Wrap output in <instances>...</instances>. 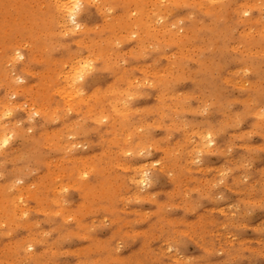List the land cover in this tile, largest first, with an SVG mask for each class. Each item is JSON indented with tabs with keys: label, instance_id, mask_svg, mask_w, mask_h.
<instances>
[{
	"label": "rangeland",
	"instance_id": "obj_1",
	"mask_svg": "<svg viewBox=\"0 0 264 264\" xmlns=\"http://www.w3.org/2000/svg\"><path fill=\"white\" fill-rule=\"evenodd\" d=\"M130 1L82 0L86 7L77 19L83 27L76 29L61 13L48 7L55 0H0V102L5 100L0 103V114L8 107L13 111V116L8 118L11 123L0 121V140L5 134L13 138L6 147L0 148V173H3L2 178L0 174V264H159L160 260H170L171 264H201L202 260L210 264H264V118L261 117L264 111V36H261L264 35V0H137L138 5L135 0L131 1L133 4ZM90 3L101 7L97 11L88 7ZM246 10L248 16L243 15ZM136 30L138 33H133ZM65 31L69 33L66 36L62 35ZM17 50L25 55L23 62L13 56ZM80 51L84 59L91 58L101 67L83 83L72 86L64 67L79 60ZM38 111L39 115H35ZM6 123L9 124L5 126ZM204 132L215 138L212 145L205 144ZM137 149L144 150L146 156H138ZM126 151H132L133 157L129 158ZM157 159L160 163L153 167L151 162ZM130 161L149 164L145 169L149 170L147 187L142 189L139 181L143 173L135 170L136 164L126 167ZM90 164H96L95 168ZM58 167L63 170L60 172ZM72 214L76 218H71ZM167 237L180 241L171 253L160 251L166 247Z\"/></svg>",
	"mask_w": 264,
	"mask_h": 264
},
{
	"label": "bare ground",
	"instance_id": "obj_2",
	"mask_svg": "<svg viewBox=\"0 0 264 264\" xmlns=\"http://www.w3.org/2000/svg\"><path fill=\"white\" fill-rule=\"evenodd\" d=\"M83 1H84V0H83ZM89 1H91V0H89ZM131 1H132V0H131ZM131 1H130V2H131ZM135 1H136V5H138V4H139V1H137V0H135ZM151 1H152V0H151ZM212 1H213V0H212ZM33 2H34V1H33ZM51 2H52V1H51ZM56 2H57V0H55V3H56ZM96 2H97V1H96ZM98 2H99V0H98ZM109 2H110V1H109ZM148 2H149V1H148ZM43 3H44V2H43ZM47 3H48V2H47ZM49 3H50V2H49ZM53 3H54V2H53ZM82 3H83V2H82ZM107 3H108V2H107ZM131 3L133 4V2H131ZM131 3H130V5H131ZM137 3H138V4H137ZM141 3H142V1H141ZM149 3H150V2H149ZM149 3H148V4H149ZM157 3H158V2H157ZM160 3H161V2H160ZM209 3H210V2H209ZM237 3H238V2H237ZM51 4H52V3H51ZM90 4H91V3H90ZM142 4H143V3H142ZM142 4H141V5H142ZM163 4H164V3H163ZM43 5H44V4H43ZM130 5H129V6H130ZM223 5H224V4H223ZM225 5H226V4H225ZM120 6H121V5H120ZM145 6H146V5H145ZM48 7H49V6H48ZM109 7H110V6H109ZM131 7H132V6H131ZM133 7H136V6L134 5ZM147 7H148V6H147ZM188 7H189V6H188ZM102 8H103V7H102ZM105 8H106V6H105ZM116 8H117V7H116ZM127 8H128V7H127ZM140 8H141V6H140ZM142 8H143V7H142ZM171 8H172V5H171ZM183 8H184V7H183ZM106 9H107V8H106ZM130 9H131V8H130ZM133 9H134V8H133ZM149 9H150V8H149ZM176 9H177V8H176ZM176 9H175V10H176ZM22 10H23V9H22ZM38 10H39V8H38ZM53 10H54V9H53ZM103 10H104V9H103ZM112 10H113V8H112ZM112 10H111V11H112ZM125 10H126V9H125ZM207 10H208V9H207ZM207 10H206V11H207ZM15 11H16V10H15ZM97 11H98V10H97ZM101 11H102V10H101ZM171 11H172V10H171ZM246 11H247V10H246ZM46 12H48V11H46ZM86 12H87V10H86ZM112 12H113V11H112ZM117 12H118V11H117ZM124 12H125V11H124ZM126 12H127V11H126ZM131 12H132V11H131ZM131 12H130V13H131ZM133 12H134V11H133ZM257 12H258V11H257ZM98 13H99V12H98ZM134 13H135V12H134ZM187 13H188V12H187ZM201 13H202V12H201ZM14 14H15V13H14ZM34 14H35V13H34ZM118 14H120V13H118ZM122 14H123V13H122ZM132 14H133V13H132ZM132 14H131V15H132ZM137 14H138V13H137ZM137 14H134V15H137ZM176 14H177V13H176ZM180 14H181V13H180ZM134 15H133V16H134ZM150 15H151V13H150ZM150 15H149V16H150ZM153 15H155V14H153ZM181 15H182V14H181ZM194 15L196 16V14H194ZM58 16H59V15H58ZM88 16H89V15H88ZM110 16H111V15H110ZM137 16H138V15H137ZM137 16H136V17H137ZM139 16H140V15H139ZM195 16H194V17H195ZM205 16H206V15H205ZM31 17H32V16H31ZM101 17H102V16H101ZM171 17H172V16H171ZM178 17H179V16H178ZM196 17H197V16H196ZM209 17H210V16H209ZM26 18H27V17H26ZM44 18H45V17H44ZM61 18H62V17H61ZM117 18H118V17H117ZM121 18H122V17H121ZM131 18H133V17H131ZM143 18H145V16H144ZM147 18H148V17L146 16V19H147ZM212 18H213V17H212ZM45 19H46V18H45ZM122 19H123V18H122ZM135 19H136V18H135ZM138 19H139V17H138ZM146 19H145V20H146ZM173 19H174V18H173ZM173 19H172V20H173ZM61 20H62V19H61ZM199 20H200V19H199ZM21 21H22V20H21ZM25 21H26V20H25ZM29 21H30V20H29ZM29 21H26V22H29ZM34 21H35V20H34ZM64 21H65V20H64ZM121 21H122V20H121ZM131 21H132V20H131ZM133 21H134V20H133ZM159 21H160V20H159ZM185 21H186V20H185ZM0 22H1V21H0ZM15 22H18V21H15ZM32 22H33V21H32ZM47 22H48V21H47ZM108 22H109V20H108ZM151 22H152V21H151ZM151 22H150V23H151ZM157 22H158V21H157ZM180 22H181V21H180ZM23 23H24V22H23ZM103 23H105V22H103ZM106 23H107V22H106ZM131 23H132V22H131ZM136 23H138V22H136ZM148 23H149V22H148ZM154 23H155V22H154ZM178 23H179V22H178ZM183 23H184V22H183ZM207 23H208V22H207ZM222 23H223V22H222ZM8 24H9V23H8ZM21 24H22V23H21ZM62 24H63V23H62ZM125 24H126V23H125ZM143 24H144V23H143ZM152 24H153V22H152ZM155 24H156V23H155ZM155 24H154V25H155ZM191 24H192V23H191ZM224 24H225V23H224ZM224 24H223V25H224ZM66 25H68L67 22H66ZM81 25H83V24H81ZM104 25H105V24H104ZM104 25H103V26H104ZM139 25H140V23H139ZM218 25H219V24H218ZM23 26H24V24H23ZM97 26H98V25H97ZM123 26H124V25H123ZM131 26H132V25H131ZM135 26H136V24H135ZM141 26H142V23H141ZM172 26H173V25H172ZM172 26H171V27H172ZM6 27H7V26H6ZM14 27H15V26H14ZM14 27H13V28H14ZM16 27H17V26H16ZM27 27H28V26H27ZM65 27H68V26H65ZM82 27H83V26H81V28H82ZM88 27H89V26H88ZM124 27H125V26H124ZM147 27H148V26H147ZM217 27H218V26H217ZM11 28H12V27H11ZM33 28H34V27H33ZM50 28H51V26H50ZM61 28H63V27H61ZM61 28H60V29H61ZM93 28H95V25H94ZM116 28H117V27H116ZM133 28H134V27H133ZM149 28H150V27H149ZM151 28H152V26H151ZM151 28H150V29H151ZM168 28H169V27H168ZM263 28H264V27H263ZM0 29H1V28H0ZM104 29H105V28H104ZM240 29H241V28H240ZM66 30H67V29H66ZM70 30H71V29H70ZM88 30H89V29H88ZM92 30H93V29H92ZM105 30H106V29H105ZM156 30H157V29H156ZM31 31H32V30H31ZM37 31H38V30H37ZM41 31H42V30H41ZM48 31H49V30H48ZM54 31H55V28H54ZM57 31H58V29H57ZM80 31H81V30H80ZM101 31H102V30H101ZM113 31H115V30H113ZM116 31H117V30H116ZM152 31H153V30H152ZM167 31H168V30H167ZM22 32H23V31H22ZM67 32H68V31H67ZM69 32H70V31H69ZM81 32L83 33V31H81ZM111 32H112V31H111ZM123 32H124V31H123ZM155 32H157V31H155ZM161 32H162V31H161ZM201 32H202V31H201ZM251 32H253V31H251ZM19 33H20V32H19ZM32 33H33V32H32ZM44 33H45V32H44ZM44 33H43V34H44ZM48 33H51V32H48ZM64 33H66V31L63 32L62 35H63ZM70 33H71V32H70ZM72 33H73V32H72ZM76 33H77V32H76ZM79 33H80V32H79ZM98 33H99V32H98ZM133 33H138V32H137V30H136V32H133ZM150 33H152V32H150ZM205 33H206V32H205ZM214 33H215V31H214ZM261 33H263V32H261ZM3 34H4V33H3ZM45 34H46V33H45ZM45 34H44V35H45ZM126 34H127V33H126ZM158 34H160V33H158ZM252 34H253V33H252ZM0 35H2V34L0 33ZM9 35H10V34H9ZM35 35H36V34H35ZM44 35H43V36H44ZM54 35H55V34H54ZM57 35H58V34H57ZM87 35H88V31H87ZM121 35H122V34H121ZM123 35H124V34H123ZM128 35H129V34H128ZM128 35H127V36H128ZM130 35H131V33H130ZM36 36H37V35H36ZM65 36H66V35H65ZM65 36H64V37H65ZM140 36H141V35H140ZM150 36H152V35H150ZM212 36H213V35H212ZM220 36H221V35H220ZM261 36H264V35L262 34ZM21 37H22V36H21ZM30 37H31V36H30ZM55 37H56V35H55ZM95 37H96V36H95ZM95 37H94V38H95ZM104 37H105V36H104ZM123 37H124V36H123ZM134 37H135V36H134ZM152 37H153V36H152ZM216 37H217V36H216ZM7 38H8V37H7ZM98 38H99V36H98ZM132 38H133V36H132ZM150 38H151V37H150ZM167 38H168V37H167ZM47 39H48V38H47ZM83 39H84V38H83ZM89 39H90V38H89ZM141 39H142V38H141ZM147 39H148V38H147ZM210 39H211V38H210ZM38 40H39V39H38ZM51 40H53V39H51ZM80 40H81V39H80ZM80 40H79V41H80ZM198 40H199V39H198ZM198 40H197V41H198ZM218 40H219V39H218ZM85 41H86V40H85ZM150 41H151V40H150ZM199 41H200V40H199ZM228 41H229V40H228ZM91 42H92V41H91ZM229 42H230V41H229ZM231 42H232V41H231ZM38 43H39V42H38ZM42 43H43V42H42ZM57 43H59V41H58ZM97 43H98V42H97ZM177 43H178V42H177ZM15 44H16V43H15ZM54 44H55V43H54ZM76 44H77V41H76ZM85 44H87V43H85ZM127 44H128V43H127ZM146 44H147V43H146ZM0 45H1V44H0ZM22 45H23V44H22ZM24 45H25V44H24ZM24 45H23V46H24ZM66 45H68V44H66ZM82 45H84V44H82ZM134 45H135V44H134ZM149 45H150V44H149ZM212 45H213V43H212ZM57 46H58V45H57ZM80 46H81V45H80ZM125 46H127V45H125ZM125 46H124V47H125ZM161 46H162V45H161ZM18 47H19V46H18ZM29 47H30V46H29ZM33 47H36V46H33ZM46 47H47V46H46ZM82 47H83V46H82ZM131 47H132V46H131ZM13 48H15V47L13 46ZM20 48H21V47H20ZM47 48H48V47H47ZM215 48H216V47H215ZM220 48H221V47H220ZM229 48H230V47H229ZM15 49H16V48H15ZM32 49H33V48H32ZM146 49H147V48H146ZM8 50H10V49H8ZM52 50H55V49H52ZM128 50H129V49H128ZM170 50H171V48H170ZM226 50H227V48H226ZM228 50H229V49H228ZM2 51H3V50H2ZM17 51H18V50H17ZM172 51H173V50H172ZM220 51H221V50H220ZM47 52H49V51H47ZM51 52H52V51H51ZM78 52H79V51H78ZM126 52H127V51H126ZM169 52H170V51H169ZM169 52H168V53H169ZM209 52H210V51H209ZM235 52L238 53V51H235ZM253 52H254V51H253ZM7 53H8V52H7ZM80 53H81V51H80ZM153 53H154V52H153ZM153 53H152V54H153ZM166 53H167V51H166ZM8 54H9V53H8ZM45 54H46V52H45ZM206 54H207V53H206ZM206 54H205V55H206ZM259 54H260V53H259ZM71 55H72V54H71ZM116 55H117V54H116ZM205 55H204V56H205ZM13 56L15 57L16 55H13ZM130 56H131V55H130ZM130 56H129V57H130ZM149 56H150V55H149ZM132 57H133V56H132ZM214 57H215V56H214ZM30 58H32V56H31ZM54 58H55V57H54ZM160 58H162V57H160ZM160 58H159V59H160ZM163 58H164V57H163ZM40 59H41V58H40ZM48 59H49V58H48ZM59 59H60V58H59ZM106 59H107V58H106ZM159 59H158V60H159ZM247 59H248V58H247ZM37 60H39V59H37ZM55 60H56V59H55ZM68 60H69V59H68ZM73 60H74V59H73ZM127 60H128V58H127ZM142 60H143V59H142ZM169 60H170V59H169ZM231 60H232V59H231ZM245 60H246V59H245ZM258 60H259V59H258ZM1 61H2V60H1ZM7 61H8V60H7ZM12 61H13V60H12ZM48 61H49V60H48ZM74 61H75V60H74ZM161 61H162V60H161ZM206 61H207V60H206ZM218 61H219V60H218ZM218 61H216V62H218ZM238 61H239V60H238ZM242 61H243V60H242ZM246 61H247V60H246ZM252 61H253V60H252ZM9 62H10V61H9ZM22 62H23V60H22ZM35 62H36V61H35ZM38 62H39V61H38ZM59 62H60V61H59ZM99 62H100V61H99ZM101 62H102V61H101ZM116 62H117V61H116ZM129 62H130V61H129ZM129 62H127V63H129ZM240 62H241V61H240ZM243 62H244V61H243ZM258 62H259V61H258ZM258 62H256V63L258 64ZM41 63H42V62H41ZM96 63H97V62H96ZM127 63H126V64H127ZM130 63H131V62H130ZM149 63H150V62H149ZM189 63H190V62H189ZM252 63H253V62H252ZM29 64H30V63H29ZM29 64H27V65H29ZM126 64H125V65H126ZM142 64H143V63H142ZM144 64H146V63H144ZM147 64H148V63H147ZM157 64H158V63H157ZM221 64H222V63H221ZM15 65H16V64H15ZM61 65H62V64H61ZM138 65H139V64H138ZM219 65H220V64H219ZM225 65H226V64H225ZM228 65H229V64H228ZM230 65H231V63H230ZM250 65H252V64H250ZM258 65H259V64H258ZM258 65H257V66H258ZM8 66H9V65H8ZM11 66H12V65H11ZM226 66H227V65H226ZM1 67H2V66H1ZM9 67H10V66H9ZM12 67H14V64H13ZM26 67H27V66H26ZM55 67H56V66H55ZM55 67H54V68H55ZM61 67H62V66H61ZM61 67H57V68H61ZM129 67H130V66H129ZM146 67H147V66H146ZM218 67H219V66H218ZM238 67H239V66H238ZM253 67H254V66H253ZM4 68H5V67H4ZM4 68H3V69H4ZM24 68H25V66H24ZM64 68H65V67H64ZM125 68H126V67H125ZM148 68H149V67H148ZM194 68H195V67H194ZM194 68H193V69H194ZM255 68H256V67H255ZM262 68H263V67H262ZM262 68H261V69H262ZM5 69L7 70V68H5ZM132 69H133V68H132ZM1 70H2V69H1ZM165 70H166V69H165ZM194 70H195V69H194ZM227 70H228V69H227ZM22 71H23V70H22ZM42 71H43V70H42ZM45 71H46V70H45ZM105 71H106V70H105ZM2 72H3V71H2ZM25 72H26V71H25ZM27 72L30 73V71H27ZM31 72H32V71H31ZM33 72H34V71H33ZM33 72H32V74H33ZM98 72H99V71H98ZM132 72H133V71H132ZM136 72H137V71H136ZM157 72H158V71H157ZM232 72H233V71H232ZM240 72H242V71H240ZM0 73H1V72H0ZM14 73H15V71H14ZM137 73H138V72H137ZM147 73H150V72H147ZM200 73H201V72H200ZM200 73H199V74H200ZM203 73H204V72H203ZM237 73H239V72H237ZM242 73H244V72H242ZM245 73H247V72H245ZM253 73H254V72H253ZM253 73H252V74H253ZM258 73H259V72H258ZM258 73H257V74H258ZM262 73H263V72H262ZM30 74H31V73H30ZM39 74H40V73H39ZM114 74H115V73H114ZM131 74H132V73H131ZM156 74H157V73H156ZM232 74H233V73H232ZM62 75H63V74H62ZM115 75H116V74H115ZM133 75H134V72H133ZM150 75H151V74H150ZM150 75H146V76H150ZM160 75H162V74H160ZM195 75H196V74H195ZM219 75H220V74H219ZM223 75H225V74H223ZM0 76H1V75H0ZM34 76H35V75H34ZM44 76H45V75H44ZM60 76H61V75H60ZM89 76H90V75H89ZM152 76H153V75H152ZM242 76H243V75H242ZM13 77H14V76H13ZM18 77H19V76H18ZM35 77H36V76H35ZM110 77H111V76H110ZM139 77H140V76H139ZM156 77H157V76H156ZM248 77H249V76H248ZM6 78H7V76H6ZM6 78H5V80H6ZM16 78H17V77H16ZM40 78H41V77H40ZM43 78H44V77H43ZM47 78H48V77H47ZM59 78H60V77H59ZM66 78H67V77H66ZM147 78H148V77H147ZM161 78H162V77H161ZM171 78H172V77H171ZM171 78H170V79H171ZM214 78H215V77H214ZM246 78H247V76H246ZM18 79L20 80V78H18ZM50 79H51V78H50ZM53 79H54V78H53ZM62 79H63V77H62ZM8 80H9V79H8ZM42 80H43V79H42ZM67 80H68V79H67ZM112 80H113V79H112ZM138 80H139V79H138ZM54 81H55V80H54ZM63 81H64V80H63ZM133 81H134V80H133ZM135 81L137 82V79H135ZM189 81H190V80H189ZM212 81H213V79H212ZM221 81H222V80H221ZM259 81H260V80H259ZM24 82H25V81H24ZM110 82H112V81H110ZM224 82H225V81H224ZM239 82H240V81H239ZM239 82H238V83H239ZM7 83H8V82H7ZM38 83H39V82H38ZM46 83H47V82H46ZM50 83H51V82H50ZM54 83H55V82H54ZM203 83H204V82H203ZM235 83H236V82H235ZM238 83H237V84H238ZM246 83H247V82H246ZM28 84H29V83H28ZM31 84H33V83H31ZM41 84H42V83H41ZM47 84H48V83H47ZM68 84H69V83H68ZM178 84H179V83H178ZM210 84H211V83H210ZM214 84H215V83H214ZM220 84H221V83H220ZM34 85H35V83H34ZM56 85H57V83H56ZM181 85H182V84H181ZM229 85H230V84H229ZM235 85H236V84H235ZM15 86H16V85H15ZM15 86H13V87H15ZM17 86H18V85H17ZM40 86H41V85H40ZM52 86H54V85H52ZM52 86H50V87H52ZM57 86H58V85H57ZM66 86H67V84H66ZM81 86H82V84H81ZM142 86H144V84H142ZM179 86H180V85H179ZM213 86H214V85H213ZM222 86H223V85H222ZM222 86H221V87H222ZM230 86H231V85H230ZM13 87H12V88H13ZM22 87H23V84H22ZM54 87H55V86H54ZM71 87H72V86H71ZM98 87H99V86H98ZM100 87H101V86H100ZM138 87H139V86H138ZM161 87H162V86H161ZM207 87H208V86H207ZM219 87H220V86H219ZM226 87H227V86H226ZM1 88H2V87H1ZM3 88H5V87H3ZM23 88H24V87H23ZM45 88H46V87H45ZM48 88H49V87H48ZM104 88H105V87H104ZM126 88H127V87H126ZM224 88H225V87H224ZM244 88H245V87H244ZM10 89H11V88H10ZM15 89H16V88H15ZM142 89H143V88H142ZM146 89H147V88H146ZM146 89H145V90H146ZM196 89H197V88H196ZM200 89H201V88H200ZM6 90H7V89H6ZM57 90H59V89H57ZM57 90H56V91H57ZM156 90H157V89H156ZM224 90H225V89H224ZM229 90H230V89H229ZM231 90H233V89H231ZM236 90H237V89H236ZM245 90H247V89L245 88ZM13 91H15V90H13ZM84 91H85V90H84ZM84 91H83V92H84ZM126 91H128V89H126ZM220 91H221V90H220ZM220 91H219V92H220ZM237 91H238V90H237ZM242 91H243V90H242ZM242 91H240V92H242ZM16 92H17V90L15 91V93H16ZM26 92H27V91H26ZM33 92H34V91H33ZM52 92H53V91H52ZM57 92H60V91H57ZM66 92H67V91H66ZM193 92H194V91H193ZM193 92H192V93H193ZM211 92H212V91H211ZM9 93H10V92H9ZM12 93H13V92H12ZM20 93H21V92H20ZM37 93H38V92H37ZM44 93H45V92H44ZM62 93H63V92H62ZM67 93H68V92H67ZM80 93H81V92H80ZM111 93H112V92H111ZM194 93H195V92H194ZM197 93H199V92H197ZM213 93H214V92H213ZM236 93H237V92H236ZM257 93H258V92H257ZM18 94H19V93H18ZM24 94H25V93H24ZM28 94H30V93H28ZM74 94H75V93H74ZM74 94H73V95H74ZM81 94H82V93H81ZM155 94H156V93H155ZM216 94H218V93H216ZM220 94H221V93H220ZM262 94H263V93H262ZM5 95H6V94H5ZM26 95H27V94H26ZM26 95H25V96H26ZM37 95H38V94H37ZM49 95H51V94H49ZM49 95H48V96H49ZM76 95H77V93L75 94L74 97H76ZM83 95H84V94H83ZM148 95H150V94H148ZM177 95H178V94H177ZM237 95H238V94H237ZM259 95H260V94H259ZM9 96H10V95H9ZM34 96H36V95H34ZM41 96H42V95H41ZM45 96H46V94H45ZM45 96H44V97H45ZM53 96H54V95H53ZM79 96H81V95H79ZM145 96H146V94H145ZM178 96H179V95H178ZM219 96H220V95H219ZM241 96H242V95H241ZM243 96H244V95H243ZM256 96H257V95H256ZM0 97H1V96H0ZM37 97H38V96H37ZM173 97H175V96H173ZM245 97H246V96H245ZM245 97H244V98H245ZM1 98H2V97H1ZM5 98H6V97H5ZM10 98H12V97L10 96L9 99H10ZM14 98H15V97H14ZM65 98H66V97H65ZM103 98H105V96H104ZM184 98H186V97H184ZM184 98H183V100H184ZM217 98H218V97H217ZM9 99H7V100H9ZM27 99H29V98L27 97ZM32 99H33V98H32ZM40 99H41V98H40ZM85 99H87V98H85ZM176 99H177V98H176ZM219 99H220V98H219ZM219 99H218V100H219ZM228 99H229V98H228ZM3 100H4V99H3ZM3 100H2V101H3ZM10 100H11V99H10ZM23 100H24V99H23ZM33 100H34V99H33ZM45 100H46V99H45ZM48 100H50V99H48ZM64 100H66V99H64ZM70 100H71V99H70ZM133 100H135V99H133ZM179 100H180V99H179ZM215 100H216V98H215ZM226 100H227V99H226ZM226 100H225V101H226ZM2 101H1V102H2ZM4 101H5V100H4ZM4 101H3V102H4ZM62 101H63V100H62ZM137 101H138V100H137ZM137 101H136V102H137ZM155 101H156V100H155ZM227 101H228V100H227ZM1 102H0V103H1ZM10 102H11V101H10ZM25 102H26V101H25ZM50 102H51V100H50ZM102 102H104V101H102ZM168 102H169V101H167V103H168ZM229 102H230V101H229ZM5 103H6V102H5ZM5 103H3V104H5ZM12 103H14V102H12ZM27 103H28V102H27ZM31 103H32V102H31ZM42 103H43V102H42ZM45 103H46V102H45ZM131 103H132V102H131ZM137 103H138V102H137ZM170 103H171V102H170ZM188 104H189V103H188ZM197 104H198V103H197ZM256 104H257V103H256ZM0 105H1V104H0ZM24 105H25V104H24ZM26 105H28V104H26ZM43 105H44V103H43ZM120 105H121V104H120ZM190 105H191V104H190ZM216 105H217V104H216ZM225 105H226V102H225ZM8 106H9V105H8ZM17 106H18V105H17ZM30 106H31V105H30ZM48 106H49V105H48ZM81 106H82V105H81ZM85 106H86V105H85ZM100 106H101V105H100ZM151 106H152V105H151ZM153 106H154V105H153ZM230 106L232 107L233 105H230ZM234 106H235V105H234ZM234 106H233V107H234ZM12 107H13V106H12ZM20 107H21V106H20ZM25 107H26V106H25ZM42 107H43V106H42ZM52 107H53V106H52ZM56 107H57V106H56ZM62 107H63V106H62ZM67 107H68V105H66V108H67ZM95 107H96V106H95ZM110 107H111V106H110ZM118 107H119V106H118ZM140 107H141V106H140ZM142 107H143V106H142ZM145 107H146V106H145ZM192 107H194V106H192ZM196 107H197V106H196ZM214 107H215V106H214ZM217 107H219V106H217ZM2 108H3V107H2ZM8 108H9V107H8ZM8 108H7V109H8ZM14 108H15V107H14ZM26 108H27V107H26ZM34 108H41V107H34ZM44 108H46V107H44ZM44 108H43V109H44ZM49 108H50V106H49ZM80 108H81V107H80ZM91 108H92V107H91ZM134 108H135V107H134ZM223 108H224V106H223ZM244 108H245V107H244ZM247 108H248V107H247ZM47 109H48V108H47ZM75 109H76V108H75ZM93 109H94V108H92V110H93ZM99 109H100V108H99ZM151 109H152V108H151ZM199 109H200V108H199ZM220 109H222V108H220ZM257 109H259V108H257ZM262 109H263V108H262ZM63 110H64V109H63ZM73 110H74V109H73ZM84 110H85V109H84ZM102 110H103V109H102ZM139 110H140V109H139ZM155 110H156V109H155ZM165 110H166V109H165ZM255 110H256V109H255ZM255 110H254V111H255ZM3 111H4V110H3ZM42 111H44V110H42ZM52 111H53V110H52ZM86 111H87V110H86ZM88 111H89V110H88ZM106 111H107V110H106ZM166 111H167V110H166ZM191 111H192V110H191ZM202 111H204V110H202ZM25 112H26V111H25ZM30 112H31V111H30ZM39 112H40V111H38V113H39ZM66 112H67V110H66ZM76 112H77V110H76ZM164 112H165V111H164ZM211 112H212V111H211ZM221 112H222V110H221ZM43 113H44V112H43ZM87 113H88V112H87ZM167 113H168V112H167ZM257 113H258V111H257ZM28 114H29V112H28ZM28 114H27V116H28ZM94 114H95V113H94ZM94 114H93V117H94ZM106 114H107V113H106ZM134 114H135V113H134ZM136 114H137V113H136ZM169 114H170V113H169ZM187 114H188V113H187ZM200 114H201V113H200ZM241 114H242V113H241ZM33 115H34V112H33ZM33 115H32V116H33ZM45 115H46V114H45ZM70 115H71V114H70ZM76 115H77V114H76ZM83 115H84V114H83ZM98 115H99V114H98ZM132 115H133V114H132ZM147 115H148V114H147ZM150 115H151V114H150ZM155 115H157V114H155ZM172 115H173V114H172ZM176 115H177V114H176ZM183 115H184V114H183ZM197 115H198V114H197ZM89 116H91V115H89ZM115 116H116V115H115ZM141 116H142V115H141ZM168 116H169V115H168ZM209 116H210V114H209ZM250 116H251V115H250ZM252 116H253V114H252ZM34 117H35V116H33V119H34ZM60 117H61V116H60ZM65 117L67 118V116H65ZM96 117H97V116H96ZM137 117H138V116H137ZM154 117H155V116H154ZM177 117H178V116H177ZM53 118H54V117H53ZM77 118H78V117H77ZM81 118H82V117H81ZM119 118H120V117H119ZM167 118H168V117H167ZM169 118H170V117H169ZM42 119H43V118H42ZM48 119H49V118H48ZM54 119H55V118H54ZM85 119H86V118H85ZM121 119H122V118H121ZM162 119H163V118H162ZM184 119H185V118H184ZM230 119H232V118H230ZM235 119H236V118H235ZM235 119H234V120H235ZM31 120H32V119H31ZM87 120H88V119H87ZM144 120H145V118H144ZM151 120H152V119H151ZM48 121H49V120H47V122H48ZM73 121H75V120L73 119ZM83 121H84V120H83ZM85 121H86V120H85ZM85 121H84V122H85ZM89 121H90V120H89ZM102 121H105V120H102ZM109 121H110V120H109ZM122 121H123V120H122ZM134 121H135V120H134ZM186 121H187V120H186ZM219 121H220V120H219ZM221 121H222V120H221ZM2 122H4V121H2ZM7 122H8V121H7ZM18 122H19V121H18ZM29 122H30V120H29ZM55 122H56V121H55ZM55 122H54V123H55ZM70 122H71V121H70ZM79 122H80V121H79ZM123 122H125V121H123ZM139 122H140V121H139ZM147 122H148V121H147ZM203 122H204V121H203ZM207 122H208V121H207ZM238 122H239V121H238ZM14 123H15V122H14ZM62 123H63V122H62ZM121 123H122V122H121ZM136 123H137V122H136ZM136 123H135V124H136ZM164 123H166V122H164ZM200 123H201V122H200ZM229 123H230V122H229ZM3 124H4V123H3ZM7 124H9V123H6L5 126H6ZM18 124H19V123H18ZM30 124H31V123H30ZM66 124H67V123H66ZM80 124H81V123H80ZM106 124H107V123H106ZM151 124H152V123H151ZM190 124H191V123H190ZM190 124H189V125H190ZM192 124H193V123H192ZM214 124H215V123H214ZM226 124H227V122H226ZM230 124H231V123H230ZM237 124H238V123H237ZM78 125H79V124H78ZM84 125H86V124H84ZM130 125H131V124H130ZM201 125H202V124H201ZM201 125H200V126H201ZM232 125H233V124H232ZM245 125H246V124H245ZM17 126H18V125H17ZM195 126H196V125H195ZM195 126H194V127H195ZM210 126H211V125H210ZM210 126H209V127H210ZM233 126H234V125H233ZM1 127H2V126H1ZM1 127H0V128H1ZM7 127H8V126H7ZM13 127H15V126H13ZM110 127H111V126H110ZM127 127H128V126H127ZM190 127H191V126H190ZM209 127H208V128H209ZM227 127H228V126H227ZM15 128H16V127H15ZM17 128H19V127H17ZM29 128H30V127H29ZM77 128H78V126H77ZM96 128H97V127H96ZM98 128H99V127H98ZM203 128H204V127H203ZM208 128H207V129H208ZM216 128H217V127H216ZM234 128H235V127H234ZM236 128H237V126H236ZM238 128H239V127H238ZM27 129H28V128H27ZM64 129H65V128H64ZM118 129H119V128H118ZM153 129H154V127H153ZM189 129H190V128H189ZM224 129H225V128H224ZM32 130H33V128H32ZM58 130H59V129H58ZM81 130H83V129H81ZM158 130H159V129H158ZM166 130H167V129H166ZM238 130H239V129H238ZM240 130H241V129H240ZM246 130H247V129H246ZM2 131H3V130H2ZM4 131H6V130H4ZM77 131H78V130H77ZM107 131H109V130H107ZM110 131H111V130H110ZM151 131H152V130H151ZM151 131H150V132H151ZM168 131H169V130H168ZM0 132H1V131H0ZM24 132H25V131H24ZM31 132H32V131H31ZM45 132H47V131H45ZM49 132H50V131H49ZM55 132H56V131H55ZM61 132H62V131H61ZM73 132H74V131H73ZM96 132H97V131H96ZM147 132H148V130H147ZM176 132H177V131H176ZM223 132H224V131H223ZM249 132H250V131H249ZM254 132H255V131H254ZM260 132H261V131H260ZM260 132H259V133H260ZM25 133H26V132H25ZM29 133H30V131H29ZM50 133H51V132H50ZM148 133H149V132H148ZM167 133H168V132H167ZM213 133H214V132H213ZM39 134H40V132H39ZM53 134H54V133H53ZM55 134H56V133H55ZM88 134H89V133H88ZM99 134H100V133H99ZM106 134H107V133H106ZM108 134H109V133H108ZM108 134H107V135H108ZM187 134H188V133H187ZM200 134H201V133H200ZM202 134H203L202 139H204L205 144H207V145H212V144L214 143V141H215L214 139H215V138L213 139L212 134H211V137H212L211 143H209L208 140H207V137H208V135H209V132H204V133H202ZM251 134H252V132H251ZM1 135H2V134H1ZM42 135H43V133H42ZM45 135H46V134H45ZM60 135H61V134H60ZM62 135H63V133H62ZM182 135H184V134H182ZM182 135H181V136H182ZM195 135L197 136V134H195ZM249 135H250V133H249ZM252 135H253V134H252ZM3 136H4V135H3ZM13 136H14V135H13ZM15 136H16V135H15ZM82 136H83V135H82ZM111 136H112V135H111ZM123 136H124V135H123ZM135 136H136V135H135ZM150 136H151V135H150ZM256 136H257V135H256ZM50 137H51V136H50ZM54 137H57V135L54 136ZM61 137H62V136H61ZM137 137H138V136H137ZM161 137H162V136H161ZM161 137H160V138H161ZM200 137H201V135H200ZM243 137H244V136H243ZM47 138H48V137H47ZM47 138H46V140H47ZM51 138H52V137H51ZM65 138H66V137H65ZM100 138H101V137H100ZM106 138H107V137H106ZM120 138H121V137H120ZM135 138H136V137H135ZM260 138H261V137H260ZM12 139H13V138H12ZM44 139H45V138H44ZM53 139H54V138H53ZM70 139H73V137L70 138ZM109 139H111V137H110ZM113 139H114V137H113ZM113 139H111V140H113ZM149 139H150V138H149ZM153 139H154V138H153ZM169 139H170V138H169ZM185 139H187V137H186ZM57 140H58V139H57ZM62 140H63V139H62ZM121 140H122V139H121ZM133 140H134V139H133ZM143 140H145V139H143ZM182 140H183V139H182ZM237 140H238V139H237ZM74 141H75V140H74ZM122 141H123V140H122ZM146 141H147V140H146ZM178 141H179V140H178ZM184 141H185V140H184ZM184 141H182V142H184ZM235 141H236V140H235ZM240 141H241V140H240ZM245 141H246V139H245ZM247 141H249V140H247ZM53 142H54V141H53ZM78 142H79V141H78ZM106 142H107V141H106ZM117 142H118V141H116L115 143H113V142H112V143H113V144H117ZM151 142H152V141H151ZM158 142H160V141H158ZM232 142H233V141H232ZM44 143H45V142H44ZM48 143L50 144L51 142H48ZM48 143H47V144H48ZM56 143H57V142H56ZM75 143L77 144V142H75ZM196 143H197V142H196ZM249 143H250V142H249ZM63 144H64V143H63ZM82 144H83V142H82ZM82 144L80 143V145H82ZM126 144H127V143H126ZM236 144H237V143H236ZM258 144H259V143H258ZM36 145H37V144H36ZM78 145H79V144H78ZM102 145H103V144H102ZM134 145H135V144H134ZM248 145H250V144H248ZM64 146H65V145H64ZM73 146H74V145H73ZM73 146H71V147H73ZM85 146H86V145H85ZM85 146H84V147H85ZM127 146H128V145H127ZM155 146H156V145H155ZM155 146H154V149H155ZM173 146H174V145H173ZM241 146H242V145H241ZM243 146H245V145H243ZM8 147H9V146H8ZM47 147H48V145H47ZM62 147H63V146H62ZM65 147H67V146H65ZM68 147H69V146H68ZM76 147H77V146H76ZM87 147H88V146H87ZM104 147H105V146H104ZM112 147H113V146H112ZM162 147H163V146H162ZM196 147H197V146H196ZM196 147H195V149H196ZM247 147H248V146H247ZM90 148H91V147H90ZM102 148H103V147H102ZM106 148H107V147H106ZM116 148H117V147H116ZM136 148H137V147H136ZM138 148H139V147H138ZM208 148H209V147H208ZM221 148H222V147H221ZM248 148H249V147H248ZM2 149H3V148H2ZM45 149H46V148H45ZM60 149H61V148H60ZM67 149H69V148H66V150H67ZM154 149H153V150H154ZM156 149H157V148H156ZM156 149H155V150H156ZM206 149H207V148H206ZM16 150H17V149H16ZM90 150H91V149H90ZM113 150H114V149H113ZM148 150H149V149H148ZM202 150H203V149H202ZM204 150H205V149H204ZM87 151H88V150H87ZM91 151H92V150H91ZM91 151H90V152H91ZM108 151H109V149H108ZM160 151H161V150H160ZM217 151H218V150H217ZM219 151H220V150H219ZM244 151H245V150H244ZM253 151H254V150H253ZM259 151H260V150H259ZM48 152H49V151H48ZM65 152H66V151H65ZM72 152H73V151H72ZM147 152H149V151H147ZM254 152H255V151H254ZM257 152H258V151H257ZM0 153H1V151H0ZM2 153H3V152H2ZM18 153H20V152H18ZM152 153H153V152H152ZM162 153H163V152H162ZM162 153H161V154H162ZM184 153H185V155H186V151H185ZM201 153H202V152H201ZM204 153H205V152H203V154H204ZM252 153H253V152H252ZM260 153H261V152H260ZM260 153H258V154H260ZM51 154H52V153H51ZM145 154H146V153H145ZM154 154H155V153H154ZM175 154H176V153H175ZM179 154H180V153H179ZM210 154H211V153H210ZM262 154H263V153H262ZM62 155H63V154H62ZM90 155H91V154H90ZM94 155H95V154H94ZM115 155H116V154H115ZM120 155H121V154H120ZM137 155H138V154H137ZM137 155H135V156H137ZM193 155H194V154H193ZM201 155H202V154H201ZM207 155H208V154H207ZM251 155H252V154H251ZM256 155H257V154H256ZM19 156H20V155H19ZM108 156H109V155H108ZM116 156H117V155H116ZM135 156H134V157H135ZM138 156H139V155H138ZM145 156H146V155H145ZM145 156H143V157H145ZM160 156H161V155H160ZM181 156H182V154H181ZM257 156H258V155H257ZM263 156H264V154H263ZM16 157H17V156H15V158H16ZM24 157H25V156H24ZM57 157H58V156H57ZM64 157H65V156H64ZM64 157H63V158H64ZM72 157H73V156H72ZM92 157H93V156H92ZM92 157H91V158H92ZM94 157H96V156H94ZM113 157H114V156H113ZM119 157H120V156H119ZM132 157H133V156H132ZM236 157H237V156H236ZM245 157H246V155H245ZM250 157H251V156H250ZM15 158H14V159H15ZM69 158H70V157H69ZM82 158H84V157H82ZM96 158H97V157H96ZM104 158H105V157H104ZM121 158H124V157H121ZM129 158H130V157H129ZM149 158H150V156H149ZM257 158H258V157H257ZM51 159H54V158H51ZM72 159H73V158H72ZM77 159H80V158H77ZM86 159H87V158H86ZM86 159L84 158L83 160L86 161ZM118 159H119V158H118ZM209 159H210V158H209ZM10 160H11V159H10ZM59 160H60V159H59ZM75 160H76V159H75ZM75 160H74V162H75ZM81 160H82V159H81ZM87 160H88V159H87ZM89 160H90V159H89ZM93 160H94V158H93ZM93 160H92V161H93ZM124 160H125V159H124ZM124 160H123V161H124ZM190 160H191V159H190ZM198 160H199V159H198ZM200 160H201V159H200ZM249 160H252V158L249 159ZM253 160H254V158H253ZM63 161H64V160H63ZM63 161H62V162H63ZM65 161H66V160H65ZM69 161H71V160H69ZM79 161H80V160H79ZM90 161H91V160H90ZM164 161H165V160H164ZM191 161H192V160H191ZM15 162H16V161H15ZM46 162H48V160H47ZM58 162H59V161H58ZM62 162H61V164H62ZM82 162H84V161H82ZM87 162H88V161H87ZM96 162H97V161H96ZM117 162H118V161H117ZM147 162H148V161H147ZM173 162H174V161H173ZM192 162H193V161H192ZM192 162H189V163H192ZM207 162H208V161H207ZM251 162H252V161H251ZM16 163H17V162H16ZM52 163H53V162H52ZM66 163H67V162H66ZM77 163H78V162H77ZM92 163H93V162H92ZM123 163H124V162H123ZM175 163H177V162H175ZM84 164H86V163H84ZM172 164H173V163H172ZM249 164H250V163H249ZM41 165H42V164H41ZM47 165H48V164H47ZM73 165H74V164H73ZM90 165H91V164H90ZM90 165H89V167L94 166V168H95V165H96V164H95V165H91V166H90ZM105 165H106V163H105ZM107 165H109V163H108ZM201 165H202V162H201ZM2 166H3V165H2ZM22 166H23V165H22ZM22 166H21V170H22ZM50 166H51V165H50ZM56 166H57V165H56ZM56 166H53L52 168L55 169ZM83 166H84V165H83ZM85 166H86V165H85ZM101 166H103V165H101ZM157 166H158V165H157ZM26 167H27V166H26ZM47 167H48V166H47ZM71 167H72V166H71ZM179 167H180V166H179ZM50 168H51V167H50ZM52 168H51V169H52ZM58 168H59V167H58ZM100 168H101V167H100ZM100 168H99V169H100ZM117 168H118V167H117ZM123 168H124V167H123ZM134 168H135V166H134ZM211 168H212V167H211ZM227 168H228V167H227ZM233 168H234V167H233ZM26 169H27V168H26ZM36 169H37V168H36ZM60 169H62V168H61V167L59 168V171L61 172L63 169H62V170H60ZM64 169H65V168H64ZM66 169H67V168H66ZM76 169H77V168H76ZM79 169H81V168H79ZM87 169H88V168H87ZM87 169H86V170H87ZM91 169H92V167L90 168V170H91ZM110 169H111V168H110ZM150 169H151V168H150ZM156 169H158V168H156ZM205 169H207V168H205ZM242 169H243V168H242ZM33 170H34V169H33ZM38 170H39V169H38ZM38 170H37V171H38ZM56 170H57V169H56ZM71 170H72V169H71ZM101 170H102V169H101ZM135 170H136V169H135ZM185 170H186V169H185ZM197 170H198V169H195L196 172H198ZM219 170H221V168H220ZM235 170H236V169H235ZM19 171H20V170H19ZM23 171H24V170H23ZM25 171H26V170H25ZM25 171H24V172H25ZM37 171H36V172H37ZM50 171H51V170H50ZM75 171H76V170H75ZM108 171H109V170H108ZM108 171H107V174H108ZM115 171H116V170H115ZM131 171H132V170H131ZM147 171H149V170H147ZM202 171H203V170H202ZM259 171H260V170H259ZM14 172H15V170H14ZM34 172H35V171H34ZM52 172H53V171H52ZM57 172H58V171H57ZM76 172H77V171H76ZM80 172H81V171H80ZM196 172H195V173H196ZM212 172H213V171H212ZM226 172H227V171H226ZM27 173H28V172H27ZM31 173H32V172H31ZM31 173H30V174H31ZM48 173H49V171H48ZM78 173H79V172H78ZM81 173H83V172H81ZM0 174H1V173H0ZM2 174H3V173H2ZM2 174H1V178H2ZM63 174H65V173H63ZM74 174H75V172H74ZM99 174H100V173H99ZM135 174H137V173H135ZM202 174H203V173H202ZM224 174H225V173H224ZM4 175H5V174H4ZM59 175H60V174H59ZM69 175H70V174H69ZM77 175H80V174H77ZM81 175H82V174H81ZM86 175H87V174H86ZM90 175H91V174H90ZM103 175H104V173L102 174V176H103ZM108 175H109V174H108ZM130 175H131V174H130ZM139 175H140V174H139ZM169 175H170V174H169ZM169 175H168V176H169ZM174 175H175V174H174ZM214 175H215V174H214ZM227 175H228V174H227ZM250 175H251V174H250ZM250 175H249V176H250ZM40 176H41V174H40ZM70 176H71V175H70ZM82 176H83V175H82ZM82 176H81V177L79 176V177L82 178ZM96 176H97V174H96ZM159 176H160V175H159ZM159 176H158V177H159ZM180 176H181V175H180ZM217 176H218V175H217ZM260 176H261V174H260ZM260 176H259V177H260ZM66 177H67V176H66ZM75 177H76V176H75ZM87 177H88V176H87ZM130 177H131V176H130ZM148 177H149V176H148ZM161 177H162V176H161ZM176 177H177V176H176ZM181 177H182V176H181ZM181 177H179V178H181ZM188 177H189V176H188ZM191 177H192V176H191ZM207 177H208V176H207ZM219 177H220V176H219ZM232 177H234V176H232ZM62 178H63V177H62ZM67 178H68V177H67ZM150 178L152 179L153 177L150 176ZM159 178H160V177H159ZM189 178H190V177H189ZM250 178H251V177H250ZM17 179H18V178H17ZM32 179H33V178H32ZM37 179H38V177H37ZM82 179H83V178H82ZM113 179H114V178H113ZM138 179H140V177H139ZM141 179H144L143 174H142ZM148 179H149V178H147V181H148ZM157 179H158V178H157ZM3 180H4V179H3ZM13 180H14V179H13ZM19 180H20V179H19ZM61 180H62V179H61ZM128 180L131 181L130 179H128ZM17 181H18V180H17ZM27 181H28V180H27ZM27 181H26V182H27ZM133 181H134V180H133ZM170 181H171V180H170ZM177 181H179L178 178H177ZM189 181H190V179H189ZM200 181H201V180H200ZM200 181H199V182H200ZM225 181H226V180H225ZM236 181H237V180H236ZM244 181H245V180H244ZM246 181H247V180H246ZM246 181H245V182H246ZM15 182H16V181H15ZM30 182H31V181H30ZM38 182H39V181H37V183H38ZM40 182H41V181H40ZM66 182H67V181H66ZM109 182H110V181H109ZM124 182H125V180H124ZM150 182H153V181L151 180ZM195 182H196V181H195ZM256 182H257V181H256ZM6 183H7V182H6ZM19 183H20V182H19ZM21 183H22V182H21ZM46 183H47V182H46ZM104 183H105V182H104ZM135 183H136V182H135ZM153 183H154V182H153ZM155 183H156V182H155ZM159 183H160V182H159ZM193 183H194V180H193ZM234 183H235V182H234ZM237 183H238V182H237ZM263 183H264V182H263ZM3 184H4V183H3ZM26 184H27V183H26ZM64 184H65V183H64ZM87 184H88V183H87ZM89 184H90V183H89ZM100 184H101V183H100ZM140 184L142 185V189H143L144 186L147 187V182H146V183H140ZM151 184H152V183H151ZM196 184H197V183H196ZM202 184H204V182H203ZM0 185H1V184H0ZM10 185H11V184H10ZM34 185H35V184L32 185V183H31V186L34 187ZM96 185H97V184H96ZM122 185H123V184H122ZM124 185H125V184H124ZM141 185H140V186H141ZM152 185H156V184H152ZM261 185H262V184H261ZM29 186H30V185H29ZM57 186H58V185H57ZM120 186H121V185H120ZM203 186H204V185H203ZM233 186H234V184H233ZM235 186H236V185H235ZM249 186H250V185H249ZM259 186H260V185H259ZM11 187H12V185H11ZM25 187H26V186H25ZM41 187H42V186H41ZM45 187H46V186H45ZM48 187H49V184H48ZM61 187H62V186H61ZM71 187H72V186H71ZM71 187H70V188H71ZM79 187H80V186H79ZM82 187H83V186H82ZM93 187H94V186H92V187H90V188H93ZM118 187H119V186H118ZM179 187H180V186H179ZM186 187H187V186H186ZM193 187H194V186H193ZM231 187H232V186H231ZM263 187H264V186H263ZM263 187H261V188H263ZM104 188H105V187H104ZM115 188H116V187H115ZM136 188H137V187H136ZM140 188H141V187H140ZM204 188H205V187H204ZM236 188H237V187H236ZM258 188H260V187H258ZM40 189H41V188H40ZM46 189H47V188H46ZM57 189H58V188H57ZM113 189H114V188H113ZM116 189H118V188H116ZM243 189H244V188H243ZM250 189H251V187H250ZM15 190H16V189H15ZM37 190H38V189H37ZM53 190H54V189H53ZM68 190H69V189H68ZM86 190H87V189H86ZM109 190H110V188H109ZM111 190H112V189H111ZM111 190H110V191H111ZM161 190H162V189H161ZM161 190H160V191H161ZM166 190H168V189H166ZM181 190H183V189H181ZM191 190H192V189H191ZM196 190H198V189H196ZM209 190H210V188H209ZM252 190H253V188H252ZM19 191H20V190H19ZM89 191H92V190H88V192H89ZM110 191H109V192H110ZM113 191H114V190H113ZM187 191H188V190H187ZM246 191H247V190H246ZM17 192H18V191H17ZM24 192H25V191H24ZM67 192H68V191H67ZM124 192H125V191H124ZM181 192H182V191H181ZM189 192H191V191H189ZM194 192H196V191H194ZM233 192H234V190H233ZM48 193H49V192H48ZM54 193H55V192H54ZM56 193H57V191H56ZM77 193H78V192H77ZM105 193H106V192H105ZM113 193H114V192H113ZM115 193H116V192H115ZM135 193H136V191H135ZM135 193H134V194H135ZM178 193H179V192H178ZM22 194H23V193H22ZM156 194H157V192H156ZM176 194H177V193H176ZM183 194H184V193H183ZM191 194H192V192H191ZM35 195H36V193H35ZM50 195H51V194H50ZM54 195H55V194H54ZM81 195H82V194H81ZM102 195H103V194H102ZM108 195H109V194H108ZM111 195H112V194H111ZM136 195H137V194H136ZM158 195H159V194H158ZM184 195H185V194H184ZM210 195H211V194H210ZM36 196H37V195H36ZM43 196H44V195H43ZM47 196H48V195H46V197H47ZM103 196H105V195H103ZM178 196H179V195H178ZM182 196H183V195H182ZM182 196H180V197H182ZM188 196H189V195H188ZM201 196H202V195H201ZM48 197H49V196H48ZM55 197H56V196H55ZM55 197H54V198H55ZM106 197H107V196H106ZM108 197H109V196H108ZM113 197H114V196L112 195V198H113ZM117 197H118V196H117ZM125 197H127V196H125ZM251 197L253 198L252 195H251ZM255 197H256V196H255ZM37 198H38V196H37ZM49 198H50V197H49ZM52 198H53V197H52ZM54 198H53V199H54ZM112 198H109V199L112 200ZM154 198H155V197H154ZM201 198L203 199V197H201ZM239 198H240V197H239ZM117 199H118V198H117ZM125 199H126V198H125ZM127 199H128V198H127ZM136 199H137V198H136ZM144 199H145V198H144ZM172 199H173V198H172ZM178 199H179V198H178ZM27 200H28V199H27ZM40 200H41V199H40ZM40 200H39V201H40ZM61 200H62V199H61ZM81 200H82V199H81ZM17 201H18V200H17ZM39 201H37V202H39ZM64 201H65V200H64ZM64 201H63V202H64ZM130 201H131V200H130ZM172 201H173V200H172ZM193 201H194V200H192V202H193ZM226 201H227V198H226ZM18 202H19V201H18ZM22 202H23V201H22ZM40 202H41V201H40ZM60 202H61V201H60ZM89 202H90V201H89ZM159 202H160V201H159ZM192 202H191V203H192ZM194 202H195V201H194ZM257 202H258V201H257ZM42 203H43V202H41V204H42ZM51 203H52V202H51ZM113 203H114V202H113ZM128 203H129V202H128ZM130 203H133V202H130ZM142 203H144V201H143ZM243 203H244V202H243ZM255 203H256V201H255ZM258 203H259V202H258ZM3 204H4V203H3ZM12 204H13V203H12ZM69 204H70V203H69ZM89 204H90V203H89ZM93 204H94V203H93ZM124 204H125V203H124ZM169 204H170V203H169ZM199 204H200V203H199ZM236 204H237V203H236ZM261 204H262V203H261ZM263 204H264V203H263ZM13 205L15 206V204H13ZM42 205H43V204H42ZM64 205H65V204H64ZM96 205H97V204H96ZM98 205H99V204H98ZM100 205H101V204H100ZM111 205H112V204H111ZM201 205H202V204H201ZM244 205H245V204H244ZM257 205H258V204H257ZM21 206H22V205H21ZM44 206H45V204H44ZM71 206H72V205H71ZM86 206H87V205H86ZM127 206H128V205H127ZM157 206H159V205H157ZM191 206H192V204H191ZM191 206H190V207H191ZM203 206H204V205H203ZM58 207H59V206H58ZM58 207H57V209H58ZM76 207H77V206H76ZM104 207H105V206H104ZM120 207H121V206H120ZM146 207H147V206H146ZM248 207H249V206H248ZM260 207H261V206H260ZM263 207H264V205H263ZM20 208H21V207H20ZM45 208H46V207H45ZM95 208H98V207H95ZM95 208H94V209H95ZM100 208H101V206H100ZM100 208H99V209H100ZM200 208H203V207H200ZM230 208H231V207H230ZM239 208H240V207H239ZM52 209H53V208H52ZM91 209H92V208H91ZM122 209H123V208H122ZM131 209H132V208H131ZM133 209H134V208H133ZM135 209H136V208H135ZM169 209H170V207H169ZM172 209H173V208H172ZM179 209H180V208H179ZM218 209H219V208H218ZM226 209H227V208H226ZM10 210H11V209H10ZM32 210H33V209H32ZM72 210H73V209H72ZM107 210H108V209H107ZM116 210H117V209H116ZM27 211H28V210H27ZM29 211H30V210H29ZM34 211H35V210H34ZM55 211H56V210H55ZM67 211H68V210H67ZM143 211H144V210H143ZM175 211H176V210H175ZM195 211H196V208H195ZM195 211H193V212H195ZM246 211H247V209H246ZM110 212H111V211H110ZM113 212H114V211H113ZM121 212H122V211H121ZM171 212H172V211H171ZM204 212H205V211H204ZM222 212H223V211H222ZM226 212H227V211H226ZM236 212H237V211H236ZM253 212H254V211H253ZM253 212H252V213H253ZM5 213H6V211H5ZM10 213H11V212H10ZM19 213H20V212H19ZM19 213H18V214H19ZM25 213H26V212H25ZM28 213H29V212H28ZM91 213H92V212H91ZM122 213H123V212H122ZM127 213H128V212H127ZM139 213H140V212H139ZM165 213H166V211H165ZM187 213H188V212H187ZM202 213H203V212H202ZM205 213H206V212H205ZM250 213H251V212H250ZM252 213H251V214H252ZM12 214H13V213H12ZM12 214H10V215L12 216ZM29 214H30V213H29ZM29 214H28V215H29ZM41 214H42V213H41ZM133 214H134V213H133ZM144 214H145V213H144ZM155 214H156V213H155ZM157 214H158V213H157ZM167 214H168V213H167ZM185 214H186V213H185ZM208 214H209V213H208ZM218 214H219V213H218ZM223 214H224V213H223ZM225 214H226V213H225ZM235 214H236V213H235ZM46 215H47V214H46ZM231 215H232V214H231ZM236 215H238V214H236ZM240 215H241V214H240ZM245 215H246V214H245ZM245 215H244V216H245ZM11 216H10V217H11ZM15 216H17V215H15ZM20 216H21V215H20ZM29 216H30V215H29ZM33 216H34V215H33ZM48 216H49V215H48ZM73 216H74V215L72 214L71 218H72ZM134 216H135V215H134ZM168 216H169V215H168ZM196 216H197V215H196ZM212 216H213V215H212ZM212 216H210V217H212ZM224 216H225V215H224ZM234 216H235V215H234ZM36 217H37V216H36ZM67 217H68V216H67ZM74 217L76 218V216H74ZM74 217H73V218H74ZM149 217H150V216H149ZM149 217H148V218H149ZM170 217H171V216H170ZM183 217H184V216H183ZM217 217H218V216H217ZM217 217H216V218H217ZM238 217H239V216H238ZM246 217H247V216H246ZM251 217H252V216H251ZM2 218H3V217H2ZM18 218H19V217H18ZM18 218H17V219H18ZM25 218H26V217H25ZM63 218H65V216H64ZM68 218L70 219V216H69ZM94 218H95V217H94ZM120 218H121V217H120ZM174 218H175V217H174ZM213 218L215 219V217H213ZM234 218H236V217H234ZM69 219H68V220H69ZM95 219H96V218H95ZM95 219H94V221H95ZM110 219H111V218H110ZM131 219H132V218H131ZM211 219H212V218H211ZM217 219H218V218H217ZM252 219H253V218H252ZM252 219L250 218V220H252ZM46 220H47V219H46ZM96 220H97V219H96ZM99 220H100V218L98 219V221H99ZM101 220H102V219H101ZM114 220H115V219H114ZM127 220L129 221V219H127ZM184 220H185V219H184ZM195 220H196V219H195ZM200 220H201V219H200ZM225 220H226V219H225ZM64 221H67L66 218H65ZM81 221H82V220H81ZM158 221H159V220H158ZM164 221H165V220H164ZM174 221H175V220H174ZM186 221H187V220H186ZM188 221H189V220H188ZM191 221H192V220H191ZM73 222H74V221H73ZM105 222H106V221H105ZM180 222H181V221H180ZM189 222H190V221H189ZM217 222H218V221H217ZM220 222H222V221H220ZM247 222H249V221H247ZM247 222H246V223H247ZM21 223H22V222H21ZM29 223H30V222H29ZM33 223H34V221H33ZM91 223H93V221H92ZM91 223H90V224H91ZM99 223H100V222H99ZM101 223H102V222H101ZM103 223H104V221H103ZM157 223H158V222H157ZM171 223H172V222H171ZM178 223H179V222H178ZM223 223H224V222H223ZM226 223H227V222H226ZM239 223H240V222H239ZM36 224H37V223H36ZM86 224H87V223H86ZM86 224H85V225H86ZM117 224H118V223H117ZM122 224H123V223H122ZM127 224L129 225V223H127ZM139 224H140V223H139ZM139 224H138V225H139ZM141 224H142V223H141ZM153 224H154V223H153ZM162 224H165V223L163 222ZM191 224H192V223H191ZM218 224H219V223H218ZM220 224H221V223H220ZM23 225H24V223H23ZM87 225H88V224H87ZM99 225H101V224H99ZM125 225H126V224H125ZM130 225H131V224H130ZM168 225H169V224H168ZM193 225H194V224H193ZM199 225H201V224H199ZM211 225H212V224H211ZM222 225H223V224H222ZM224 225H225V224H224ZM37 226L39 227L38 224H37ZM62 226H63V225H62ZM101 226H102V225H101ZM103 226H105V225H103ZM136 226H137V224H136ZM164 226H165V225H164ZM169 226H170V225H169ZM208 226H209V225H208ZM56 227H57V226H56ZM98 227H99V226H98ZM124 227L126 228V226H124ZM132 227H133V225H132ZM256 227H257V226H256ZM256 227H255V228H256ZM5 228H6V227H5ZM25 228H26V227H25ZM34 228H35V227H34ZM109 228H110V227H109ZM219 228H220V227H219ZM255 228H254V229H255ZM17 229H18V228H17ZM17 229H16V230H17ZM63 229H64V228H63ZM114 229H115V228H114ZM171 229H172V228H171ZM180 229H181V228H180ZM183 229H184V228H183ZM196 229H197V228H196ZM229 229H230V228H229ZM2 230H3V229H2ZM16 230H15V231H16ZM69 230H70V229H69ZM124 230H125V229H124ZM133 230H134V229H133ZM135 230H136V229H135ZM138 230H139V229H138ZM209 230H210V229H209ZM235 230L238 231V229H235ZM31 231H32V230H31ZM45 231H46V230H45ZM56 231H57V230H56ZM67 231H68V230H67ZM142 231H143V230H142ZM170 231H171V230H170ZM212 231L215 232V230H212ZM217 231H218V230H217ZM255 231H256V230H255ZM33 232H34V231H33ZM33 232H32V233H33ZM139 232H140V231H139ZM195 232H196V231H195ZM197 232H198V231H197ZM230 232H231V231H230ZM172 233H173V231H172ZM186 233H187V232H186ZM186 233H185V234H186ZM233 233H236V232H233ZM263 233H264V232H263ZM69 234H70V233H69ZM137 234H138V233H137ZM139 234H140V233H139ZM187 234H188V233H187ZM203 234H204V233H203ZM206 234H207V233H206ZM237 234H238V233H237ZM239 234H240V233H239ZM31 235H32V234H31ZM67 235H68V234H67ZM144 235H145V234H144ZM214 235H215V233H214ZM241 235H242V234H241ZM241 235H240V236H241ZM109 236H110V235H109ZM145 236H146V235H145ZM204 236H205V235H204ZM2 237H3V236H2ZM28 237H29V236H28ZM38 237H39V236H38ZM48 237H49V236H48ZM69 237H70V236H69ZM71 237H73V236H71ZM163 237H164V236H163ZM172 237H173V236H172ZM184 237H185V236H184ZM197 237H199V236H197ZM259 237H260V236H259ZM263 237H264V236H263ZM52 238H53V237H52ZM107 238H108V237H107ZM160 238H161V237H160ZM182 238H183V237H182ZM189 238H191V237H189ZM200 238H201V237H200ZM214 238H215V237H214ZM136 239H137V238H136ZM136 239H135V240H136ZM143 239H144V238H143ZM179 239H180V238H179ZM193 239H195V238H193ZM210 239H211V238H210ZM8 240H9V239H8ZM59 240H60V239H59ZM81 240H82V239H81ZM114 240H115V239H114ZM161 240H164V239L162 238ZM187 240H188V239H187ZM217 240H218V239H217ZM92 241H93V240H92ZM111 241H112V240H111ZM155 241H157V240H155ZM159 241H160V240H159ZM6 242H7V241H6ZM64 242H65V241H64ZM66 242H67V241H66ZM132 242H133V241H132ZM164 242H165V241H164ZM209 242H210V244L212 243L211 241H209ZM62 243H63V242H62ZM69 243H70V242H69ZM186 243H187V242H186ZM48 244H49V243H48ZM48 244H47V245H48ZM151 244H152V243H151ZM164 244H165V243H164ZM181 244H182V243H181ZM206 244H207V242H206ZM262 244H263V243H262ZM109 245H110V244H109ZM148 245H149V244H148ZM177 245H178V244H177ZM179 245H180V244H179ZM179 245H178V246H179ZM183 245H184V244H183ZM215 245H216V244H215ZM239 245H240V244H239ZM259 245H260V244H259ZM36 246H37V245H36ZM50 246H51V245H50ZM104 246H106V245H104ZM104 246H103V247H104ZM165 246H166V245H165ZM185 246H187V245H185ZM198 246H199V245H198ZM225 246H226V245H225ZM234 246H235V245H234ZM30 247H31V246H30ZM59 247H60V246H59ZM80 247H81V246H80ZM110 247H111V246H110ZM113 247H114V245H113ZM120 247H121V246H120ZM148 247H151V246L149 245ZM175 247H176V246H175ZM187 247H188V246H187ZM211 247H212V246H211ZM213 247H214V246H213ZM217 247H218V246H217ZM239 247H240V246H239ZM88 248H89V247H88ZM104 248H105V247H104ZM104 248H103V249H104ZM106 248H107V247H106ZM108 248H109V247H108ZM176 248H177V247H176ZM218 248H219V247H218ZM29 249H30V248H29ZM84 249H85V248H84ZM148 249H149V248H148ZM174 249H175V248H174ZM187 249H188V248H187ZM38 250H39V249H38ZM161 250H162V249H160V251H161ZM29 251H30V250H29ZM34 251H35V250H34ZM88 251H89V249H88ZM104 251H105V250H104ZM149 251H150V250H149ZM149 251H147L148 254L151 253V252H149ZM187 251H188V250H187ZM206 251H207V250H206ZM108 252H111V251H107V253H108ZM118 252H119V251H118ZM161 252H162V251H161ZM163 252H164V251H163ZM165 252H166V251H165ZM180 252H181V251H180ZM246 252H247V251H246ZM21 253H22V252H21ZM39 253H40V252H39ZM131 253H132V252H131ZM131 253H130V254H131ZM169 253H171V252H169ZM169 253H168V255H169ZM225 253H226V252H225ZM244 253H245V252H244ZM249 253H250V252H249ZM146 254H147V253H146ZM148 254H147V255H148ZM180 254H181V253H180ZM250 254H251V253H250ZM67 255H68V254H67ZM94 255H95V254H94ZM147 255H146V256H147ZM176 255H177V254H176ZM178 255H179V254H178ZM208 255H209V254H208ZM208 255H207V256H208ZM221 255H222V254H221ZM226 255H227V254H226ZM254 255H256V254H254ZM22 256H23V255H22ZM74 256H75V255H74ZM118 256H119V255H118ZM244 256H247V255H244ZM56 257H57V256H56ZM60 257H61V256H60ZM79 257H80V256H79ZM113 257H114V256H113ZM152 257H153V256H152ZM163 257H164V256H163ZM173 257H174V256H173ZM209 257L211 258V256H209ZM209 257H207V258H209ZM226 257H227V256H226ZM43 258H44V257H43ZM82 258H83V257H82ZM155 258H156V257H155ZM167 258H168V257H167ZM169 258H170V257H169ZM259 258H260V257H259ZM34 259H35V258H34ZM51 259H52V257H51ZM110 259H111V257H110ZM146 259H148V257H147ZM157 259L159 260V258H157ZM176 259H177V257H176ZM187 259H188V258H187ZM214 259H215V258H214ZM256 259H257V258H256ZM256 259H255V260H256ZM262 259H263V257H262ZM20 260H21V259H20ZM29 260H30V259H29ZM32 260H33V259H32ZM200 260H201V259H200ZM21 261H22V260H21ZM147 261H149V260H147ZM153 261H155V260H153ZM156 261H157V260H156ZM156 261H155V262H156ZM177 261H178V260H177ZM177 261H176V262H177ZM185 261H186V259H185ZM188 261H189V260H188ZM202 261H203V260H202ZM222 261H223V260H222ZM26 262H27V261H26ZM32 262H33V261H32ZM157 262H158V261H157ZM186 262H187V261H186ZM193 262H194V261H193ZM27 263H28V262H27ZM35 263H36V262H35ZM57 263H58V262H57ZM74 263H75V262H74ZM150 263H152V262H150ZM150 263H149V264H150ZM37 264H38V263H37ZM52 264H54V263H52ZM59 264H60V263H59ZM63 264H64V263H63ZM140 264H141V263H140ZM145 264H146V263H145ZM155 264H156V263H155ZM229 264H230V263H229ZM253 264H254V262H253Z\"/></svg>",
	"mask_w": 264,
	"mask_h": 264
},
{
	"label": "snow or ice",
	"instance_id": "obj_3",
	"mask_svg": "<svg viewBox=\"0 0 264 264\" xmlns=\"http://www.w3.org/2000/svg\"><path fill=\"white\" fill-rule=\"evenodd\" d=\"M49 7H53L57 12L61 13L64 19L69 21L74 28L76 29L80 28L81 25L78 22L77 17L86 7V5L82 3V0H57V2L54 5H51ZM88 7L96 8L98 10L101 6L99 4L92 3L88 5ZM243 15L248 16L249 13L245 11ZM68 34L69 33L67 32L65 33V35H68ZM80 56L81 58L79 60H75L71 64L70 67L67 64L65 65V71L67 72V78L70 81V85L72 86L76 85L77 83H83L86 77H88L90 74H92L94 71H96L97 69L101 67L100 64L95 63L93 59L91 58L84 59L83 53H81ZM16 57L20 60L25 59V55H22L19 51L16 52ZM35 115H39V113H35ZM12 116H13V111L11 107H9L2 114H0V121L8 120V122L11 123V120L8 118H11ZM261 117L264 118V111L261 112ZM11 139H12L11 136H8L7 134H5L4 138L0 140V148L6 147L11 141ZM207 140L209 143H211V140H212L211 133H209ZM133 143L135 142L133 141ZM125 154L129 157L134 155L132 151H126ZM137 154L140 156H144L145 151L137 149ZM159 163L160 161L158 159L151 162L153 167H155ZM132 164H136V170L138 172L143 173L144 179H141L139 182L146 183L147 178H148V172L145 169L149 167V164L144 163V162L130 161L126 163V167L131 168ZM166 239H167V245L162 250L167 251V252H172L176 244L179 243L180 241L174 240L171 237H167ZM159 264H171V261L170 260H160ZM201 264H210V262L202 261Z\"/></svg>",
	"mask_w": 264,
	"mask_h": 264
}]
</instances>
